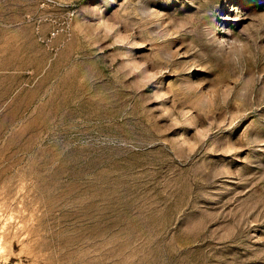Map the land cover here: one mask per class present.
Returning a JSON list of instances; mask_svg holds the SVG:
<instances>
[{
	"label": "rangeland",
	"instance_id": "374dc122",
	"mask_svg": "<svg viewBox=\"0 0 264 264\" xmlns=\"http://www.w3.org/2000/svg\"><path fill=\"white\" fill-rule=\"evenodd\" d=\"M0 264H264V0H0Z\"/></svg>",
	"mask_w": 264,
	"mask_h": 264
}]
</instances>
